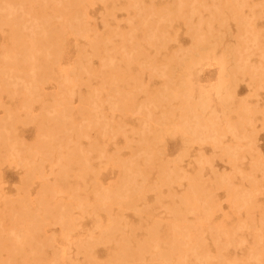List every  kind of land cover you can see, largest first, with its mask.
Listing matches in <instances>:
<instances>
[{
	"label": "rangeland",
	"instance_id": "1",
	"mask_svg": "<svg viewBox=\"0 0 264 264\" xmlns=\"http://www.w3.org/2000/svg\"><path fill=\"white\" fill-rule=\"evenodd\" d=\"M0 264H264V0H0Z\"/></svg>",
	"mask_w": 264,
	"mask_h": 264
},
{
	"label": "bare ground",
	"instance_id": "2",
	"mask_svg": "<svg viewBox=\"0 0 264 264\" xmlns=\"http://www.w3.org/2000/svg\"><path fill=\"white\" fill-rule=\"evenodd\" d=\"M70 2H72V0H70ZM72 8V12L71 13H76L77 12V9H76V4L74 6L71 7ZM148 26V24L146 25ZM46 37H47V44L48 46L46 47H50L53 51H56L58 45L60 44V34H56L54 31L50 30L48 32H45L44 34ZM207 42V39H204V38H197L194 42V46L195 48L198 47V48H204V43ZM32 51V50H31ZM30 51V52H31ZM29 52V58H30V55L32 53ZM199 61H197V59L195 60H191L190 63H188V65H196L195 63H198ZM49 69V67H47V70ZM226 95H229V93H227ZM206 100V97L204 96V94H202L200 97H199V100L196 101L195 103L192 102V103H189L187 102L185 104V107L183 108V114L186 116L190 113H194V112H197V114H195V120H193L191 123H189V127L191 128V132L192 133H195L196 130L200 127V125H203V127H205V129L207 131H215L217 129V126L215 125L214 126V122L212 119H209V118H206V120H203L201 117V111L204 109L205 107V102ZM222 104H224V102H222ZM200 111V112H199ZM241 112V110H240ZM183 115V116H184ZM195 121V122H194ZM119 191H113V192H109L107 193V195L103 196V198H106V199H115V196L116 194L118 193ZM196 197H200L199 194L196 193L195 195ZM126 255L128 257H131V256H134L135 255V252H130V251H126Z\"/></svg>",
	"mask_w": 264,
	"mask_h": 264
}]
</instances>
